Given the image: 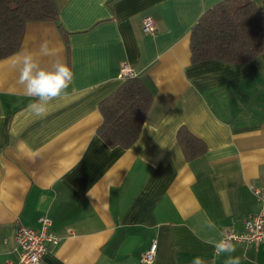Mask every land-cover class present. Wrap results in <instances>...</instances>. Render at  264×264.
<instances>
[{
    "label": "crops",
    "instance_id": "crops-1",
    "mask_svg": "<svg viewBox=\"0 0 264 264\" xmlns=\"http://www.w3.org/2000/svg\"><path fill=\"white\" fill-rule=\"evenodd\" d=\"M54 1L58 20L27 24L19 50L47 40L74 73L67 95L36 117L14 54L0 60V264L19 262L16 227L37 230L42 216L59 242L41 264H141L152 241V264H225L205 241L240 231L260 210L249 186L264 190V52L242 65L191 63V29L222 0ZM124 64L152 103L137 141L110 148L98 107ZM180 130L203 142L202 156L187 161ZM234 245L240 264H264V240Z\"/></svg>",
    "mask_w": 264,
    "mask_h": 264
},
{
    "label": "trees",
    "instance_id": "trees-1",
    "mask_svg": "<svg viewBox=\"0 0 264 264\" xmlns=\"http://www.w3.org/2000/svg\"><path fill=\"white\" fill-rule=\"evenodd\" d=\"M54 0H0V60L15 54L29 23L56 22ZM191 63L217 60L232 65L252 62L264 52V9L251 0H222L206 10L190 32ZM152 95L140 78L127 77L99 104L97 136L110 148H130L139 138ZM178 141L191 161L205 153L202 141L180 130Z\"/></svg>",
    "mask_w": 264,
    "mask_h": 264
},
{
    "label": "clouds",
    "instance_id": "clouds-1",
    "mask_svg": "<svg viewBox=\"0 0 264 264\" xmlns=\"http://www.w3.org/2000/svg\"><path fill=\"white\" fill-rule=\"evenodd\" d=\"M38 57H55L50 66H43ZM12 67L18 72V84L22 86L24 94L35 98L27 105V109L36 117L43 118L47 115L49 104L67 95L68 89L73 84L74 73L72 68L59 58L54 49L50 48L47 40L39 45L38 52L27 48L17 51L12 58ZM162 146V145H161ZM164 147V146H162ZM209 229H215V224L207 221ZM219 240H207L212 245L214 256H226L225 264H240L239 257L231 254L236 251L232 237L221 234ZM192 264H206L199 256L192 260Z\"/></svg>",
    "mask_w": 264,
    "mask_h": 264
},
{
    "label": "built area",
    "instance_id": "built-area-1",
    "mask_svg": "<svg viewBox=\"0 0 264 264\" xmlns=\"http://www.w3.org/2000/svg\"><path fill=\"white\" fill-rule=\"evenodd\" d=\"M141 29L152 34L156 30V23L152 16H146L141 21ZM135 74L126 64L121 68L120 77H134ZM251 192L260 204L258 213L248 216L243 220L240 231L226 230L224 235L232 237V242L244 248L257 246L264 240V190L257 185L249 186ZM39 229L34 230L25 226H17L15 242L20 250V259L17 264H41V258L48 245H56L59 238L50 230V221L46 216L38 219ZM157 250L156 241H152L148 250L144 252L139 261L141 264H152ZM10 264V263H6Z\"/></svg>",
    "mask_w": 264,
    "mask_h": 264
}]
</instances>
